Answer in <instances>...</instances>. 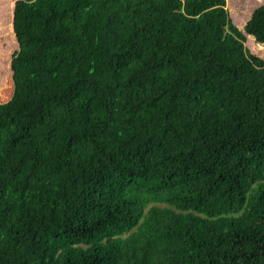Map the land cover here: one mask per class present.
I'll list each match as a JSON object with an SVG mask.
<instances>
[{"label":"trees","instance_id":"16d2710c","mask_svg":"<svg viewBox=\"0 0 264 264\" xmlns=\"http://www.w3.org/2000/svg\"><path fill=\"white\" fill-rule=\"evenodd\" d=\"M16 0L0 264H264V4Z\"/></svg>","mask_w":264,"mask_h":264},{"label":"rangeland","instance_id":"374dc122","mask_svg":"<svg viewBox=\"0 0 264 264\" xmlns=\"http://www.w3.org/2000/svg\"><path fill=\"white\" fill-rule=\"evenodd\" d=\"M16 0H0V101L10 99L14 89L11 59L19 48L14 31V6ZM264 4V0H227V8L234 21L240 28L255 8ZM246 45L264 57V44L247 34Z\"/></svg>","mask_w":264,"mask_h":264}]
</instances>
